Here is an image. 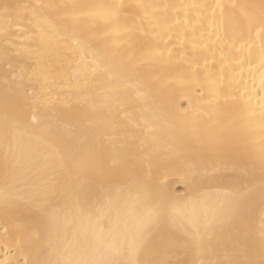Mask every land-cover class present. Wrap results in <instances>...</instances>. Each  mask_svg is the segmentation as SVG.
<instances>
[{
  "label": "bare ground",
  "instance_id": "6f19581e",
  "mask_svg": "<svg viewBox=\"0 0 264 264\" xmlns=\"http://www.w3.org/2000/svg\"><path fill=\"white\" fill-rule=\"evenodd\" d=\"M0 264H264V0H0Z\"/></svg>",
  "mask_w": 264,
  "mask_h": 264
}]
</instances>
